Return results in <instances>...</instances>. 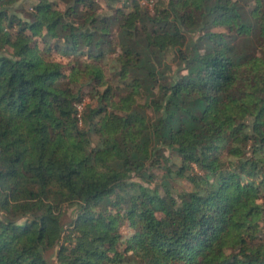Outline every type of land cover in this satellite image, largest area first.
<instances>
[{"label": "trees", "instance_id": "trees-1", "mask_svg": "<svg viewBox=\"0 0 264 264\" xmlns=\"http://www.w3.org/2000/svg\"><path fill=\"white\" fill-rule=\"evenodd\" d=\"M17 1L0 264H264V0Z\"/></svg>", "mask_w": 264, "mask_h": 264}, {"label": "rangeland", "instance_id": "rangeland-1", "mask_svg": "<svg viewBox=\"0 0 264 264\" xmlns=\"http://www.w3.org/2000/svg\"><path fill=\"white\" fill-rule=\"evenodd\" d=\"M103 1L104 0H99V3L103 4ZM57 2H58V8L63 10L67 6H70L72 4L73 0H57ZM119 4H120V1L115 2V5H119ZM14 7L17 10V12L22 16H24L26 14L27 10H30L28 0H18L15 3ZM76 14L78 16H83L85 13L78 8ZM53 54L56 55V58H61L63 61L67 60V57L59 56L56 54L55 51H53ZM72 213H73L72 207H69L67 209V212L63 216V220L68 221L70 219ZM46 255L53 264H56V252H55L54 248L48 249L46 251Z\"/></svg>", "mask_w": 264, "mask_h": 264}, {"label": "built area", "instance_id": "built-area-1", "mask_svg": "<svg viewBox=\"0 0 264 264\" xmlns=\"http://www.w3.org/2000/svg\"><path fill=\"white\" fill-rule=\"evenodd\" d=\"M154 0H140L141 4L148 6L149 8L152 7ZM81 107V104H78V108Z\"/></svg>", "mask_w": 264, "mask_h": 264}]
</instances>
